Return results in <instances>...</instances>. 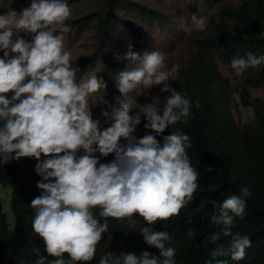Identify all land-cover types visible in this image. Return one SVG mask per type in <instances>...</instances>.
<instances>
[{
	"label": "clouds",
	"instance_id": "9594fccd",
	"mask_svg": "<svg viewBox=\"0 0 264 264\" xmlns=\"http://www.w3.org/2000/svg\"><path fill=\"white\" fill-rule=\"evenodd\" d=\"M70 16L68 0H31L19 12L9 7L0 14V161L5 168L25 165L29 180L27 187H15L0 177L10 188V195L0 194L4 222L10 231L21 224L17 233L0 237L10 241L0 250V264H234L244 259L264 264V247L247 258L264 234L252 240L234 232L248 219L250 189L242 185L226 192L222 203L215 200L213 214L194 213L198 206L189 202L198 191L199 172L188 152L191 139L179 130L163 135V143L157 139L191 115L192 101L176 89L182 81L179 65L168 69L162 51L141 53L130 43L123 55L128 63L116 76L115 103L103 100L101 127L89 101L106 85L94 71L78 77L65 46ZM178 27L186 34L203 32L207 21L191 14L188 20L181 17ZM246 44L241 55L228 59L209 50L221 87L202 89L209 97L222 96L233 124L255 130L264 105L256 107L254 124L241 126L230 100L264 85V30L248 36ZM221 60L244 76L241 88L223 79ZM154 86H161L157 103L138 105V97L150 95ZM12 198L24 202V212H14Z\"/></svg>",
	"mask_w": 264,
	"mask_h": 264
},
{
	"label": "trees",
	"instance_id": "16d2710c",
	"mask_svg": "<svg viewBox=\"0 0 264 264\" xmlns=\"http://www.w3.org/2000/svg\"><path fill=\"white\" fill-rule=\"evenodd\" d=\"M120 1L103 0L100 9L89 11L74 21L72 20L79 26L95 22L99 45L92 54L79 60V63L86 67L94 66L100 61L99 59H102V67L97 72V76L110 87L114 86L115 77L127 65L123 59L122 61L113 59L104 50L113 20L121 21L134 32L136 31L139 38H142L139 28L130 20L119 16L116 11V6ZM131 3L141 8L144 7L137 2L131 1ZM149 12L154 11L150 9ZM220 15V20L213 19L209 33L200 39L205 44L203 52H198L197 60L182 70L179 77L182 81L179 85L176 84V89L186 94L192 101L191 115L187 123L169 126L162 135L157 136V139L163 143V135H169L176 130L190 137L192 148L188 152L193 159L191 164L199 172V188L197 193H194L193 200L189 202V205L198 206L194 208V213L198 211L206 215L213 214L216 210L215 200L219 199L218 202L222 203L228 198L226 192L237 191L242 185L250 189L252 196L249 199L248 219L241 225L242 231L234 232L248 235L253 240L264 234V134L259 133L260 129L264 130V111L257 114L258 127L255 130L251 127L241 128L228 118V112L223 107L222 96L209 97L204 94L202 88L221 87L219 73L210 63L213 55L209 54V50L224 55L227 59L241 55L247 47L246 38L264 30V0H240L237 7H225ZM197 102H199V107H196ZM163 103L164 100H160L158 104ZM144 123L146 120L142 117L140 125L144 127ZM148 131L155 135L150 130ZM242 145L245 146L240 150L230 151ZM110 158L113 160L114 154H111ZM24 166L18 163L5 168L4 163L0 161V177L6 185L27 187L29 180ZM11 203L16 214L24 212L23 201L12 198ZM2 207L0 196V237L8 238L20 230L21 224L18 223L15 231L8 230L4 222L5 216L1 213ZM189 208L190 206L185 210ZM9 246L8 239L0 241V250H6ZM260 247H264V240L249 249L248 255L246 253L247 258L250 252L253 255L260 254ZM202 253L206 254L207 251L203 249ZM245 260L236 261L237 263L234 264H245Z\"/></svg>",
	"mask_w": 264,
	"mask_h": 264
},
{
	"label": "rangeland",
	"instance_id": "374dc122",
	"mask_svg": "<svg viewBox=\"0 0 264 264\" xmlns=\"http://www.w3.org/2000/svg\"><path fill=\"white\" fill-rule=\"evenodd\" d=\"M141 4L143 8L138 5ZM31 0H0V14L7 11L8 8L15 9L19 12L22 8L28 7ZM71 8V16L66 21L69 26V31L65 33V46L72 53V64L79 68L78 77H82L87 71L98 72L102 67V59H99L94 66H84L79 63V60L92 54L99 45L97 36V28L95 22H88L83 26H79L72 22L76 18L85 15L87 12L97 10L102 7L103 0H68ZM240 0H121L116 11L119 16L130 20L136 27L139 28V33L142 38L121 21L113 20L111 30L104 44L105 52L113 59L122 61L123 55L127 50L128 45H133L134 51L143 53L145 50L158 49L166 56V67L171 69L174 64L179 65V76L182 70L189 65L191 59L198 58V49L204 48L205 44L199 40L209 31L211 21L219 19V13L224 7H236ZM154 12L150 13L149 10ZM191 14L203 16L207 21L205 31H193L191 34H186L178 27L181 17L188 20ZM25 39H30V34H24ZM214 51V49H213ZM3 52L0 51V56ZM120 56V59H118ZM126 63H128L126 61ZM219 71L224 80L232 85L243 86L244 76H236L235 71L231 68V64L221 60ZM116 80L113 87L105 84L106 87L94 93L89 101L94 119L101 121V127L104 125L105 118L101 116V109L105 108L103 100H108L115 103L114 96L118 95ZM175 80H169L171 84ZM161 86H154L150 95H142L138 97V105L155 102L159 99V91ZM233 98V97H232ZM264 105V85L259 87H249L240 99L233 98L230 100L233 118L241 126L254 124L256 120V107ZM0 194L4 197L10 195V188L5 189L0 182ZM7 200H4V207L8 208ZM9 222L12 218L9 217Z\"/></svg>",
	"mask_w": 264,
	"mask_h": 264
},
{
	"label": "bare ground",
	"instance_id": "6f19581e",
	"mask_svg": "<svg viewBox=\"0 0 264 264\" xmlns=\"http://www.w3.org/2000/svg\"><path fill=\"white\" fill-rule=\"evenodd\" d=\"M90 264H93V261H91Z\"/></svg>",
	"mask_w": 264,
	"mask_h": 264
}]
</instances>
